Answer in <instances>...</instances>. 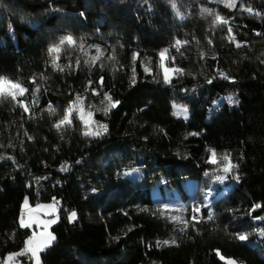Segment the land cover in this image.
<instances>
[{
	"label": "trees",
	"instance_id": "trees-1",
	"mask_svg": "<svg viewBox=\"0 0 264 264\" xmlns=\"http://www.w3.org/2000/svg\"><path fill=\"white\" fill-rule=\"evenodd\" d=\"M243 1L252 13L236 19L234 40L175 46L171 22L190 0H0V77L26 88L16 100L0 97L2 258L31 233L20 226L27 199L60 204L40 264H228L221 255L264 264V0ZM57 10L99 34L88 41L99 59L66 54L53 66L39 32ZM105 94L119 103L108 107ZM77 97L106 131L85 138L74 115L56 127ZM176 103L188 117L174 114ZM229 161L233 184L213 211L194 218L189 206L183 221L160 213L153 186L208 180Z\"/></svg>",
	"mask_w": 264,
	"mask_h": 264
},
{
	"label": "rangeland",
	"instance_id": "rangeland-1",
	"mask_svg": "<svg viewBox=\"0 0 264 264\" xmlns=\"http://www.w3.org/2000/svg\"><path fill=\"white\" fill-rule=\"evenodd\" d=\"M246 5L243 0H235V7L227 6L226 0H190V6L188 9H183L181 12L177 14V20H172L171 22V35L170 38L173 41L175 40L174 45H177V41H180V45L184 44L185 40H193L196 38L207 39L210 42H225L230 39L231 32L228 31L229 28L236 27L238 21L236 20L238 17L244 14H249ZM56 19L55 22L51 26H44L41 28L39 34L46 41V55L50 60H53L54 56H58V60L63 58L66 54H82L83 56H88L89 60H92L91 57H94L93 48H96L95 45L89 43L88 41H100V36L96 31L89 30L87 27H82L81 30H76L70 23L64 11L57 10L56 11ZM219 16L226 20L228 23L223 24H214L215 18ZM196 28L197 36L191 37V33L189 30H194ZM67 36H71L73 40L76 42L75 45L68 44L67 42L64 45H61L59 53L49 54V48L53 45H57L60 43L61 39ZM179 37L184 40L179 39ZM83 43L84 47L81 49L79 45ZM111 43V42H109ZM164 51L161 50L160 53ZM165 57V56H164ZM163 57V58H164ZM57 60V61H58ZM168 69V77L171 76L172 70L164 66L163 70ZM4 78V77H3ZM7 79V78H6ZM9 80V79H8ZM14 82V81H13ZM15 83V82H14ZM22 86V85H21ZM23 87V86H22ZM24 88V87H23ZM26 89V88H25ZM26 91L24 92V94ZM23 94V95H24ZM23 95H18L23 96ZM31 95L34 100H37L40 96V90L37 91V88H33L31 90ZM78 98L83 101V104L78 103ZM72 108V115L76 116L80 121L81 133L85 138H90L93 136H98L95 133L99 132L100 134L104 131L100 127L102 123L95 118L94 109L92 103L85 102L84 97L75 98L67 107L62 117L56 122V124L61 121L69 107ZM51 107L48 108L50 110ZM174 113L182 114L185 117L189 116L190 109L186 106L176 103L174 104ZM181 109H186V115L181 112ZM54 113V110H51ZM91 112V116L88 113ZM175 114V115H178ZM81 115L84 117L82 120ZM70 117V119H71ZM87 121V125L85 123ZM68 123L61 125V127L66 126ZM89 133V134H86ZM99 134V135H100ZM3 158L0 156V160ZM224 169V167H223ZM220 170L218 173L212 175L210 179H197L196 177H186L181 180L178 186L173 188H167L165 185L159 186L155 185L151 188V197L152 199L158 203L162 204V208L160 209V213L166 216L169 219L174 220H184V214L188 210L189 206L193 209V206L197 204V208L199 211L202 207L213 211V203L215 199L225 194L228 189L233 184V179L229 177L230 172H224V170ZM224 176L223 180H217V176ZM27 200V199H25ZM25 200L22 203V214L20 217L23 218L24 223L29 225L28 227L22 228L30 229L31 233L25 240V242L29 239V237H33L35 241H42L47 239L48 235L52 232V226L56 224L60 219V204H56V202H40L37 204H30L27 200V204H25ZM74 212L73 210L67 211L68 217L70 214ZM76 217V216H75ZM73 220V219H71ZM242 234L241 232H236L234 235ZM54 240L51 241V243ZM50 243V244H51ZM43 248L45 250L48 246ZM25 248V243L24 247ZM22 249V250H23ZM21 250V251H22ZM42 250V251H43ZM20 251V252H21ZM39 252V258L40 253ZM10 253H18V252H10ZM8 253V254H10ZM6 254L3 257V261L8 256ZM29 261L35 264L34 258L31 257V253H26L24 255ZM223 260H225L228 264L229 261H234L231 258L220 256ZM235 264H240L234 261ZM11 264H21L20 260L15 258Z\"/></svg>",
	"mask_w": 264,
	"mask_h": 264
},
{
	"label": "snow or ice",
	"instance_id": "snow-or-ice-1",
	"mask_svg": "<svg viewBox=\"0 0 264 264\" xmlns=\"http://www.w3.org/2000/svg\"><path fill=\"white\" fill-rule=\"evenodd\" d=\"M226 3H227V6H229V7H235V0H226ZM245 10L248 11L249 13H252V9H250V8L245 9ZM213 23L214 24H219V23L227 24L228 22L226 20H224L222 17L217 16ZM228 31L231 32V28H229ZM230 39L234 40V37H230ZM66 42L68 44H72V45H75V43H76L71 36L64 37L61 39L59 44L53 45L52 47L49 48V54L51 55L53 53H59L61 45H64ZM180 43H181L180 41H177V45H180ZM236 46L240 47V44L237 43ZM79 47L81 49H83V47H84L83 43H81L79 45ZM97 53H98L97 56H94L91 58L92 61L99 59V53H100L99 48H97ZM160 56L163 59V57L165 56V52L160 53ZM58 58H59L58 56H54L53 60H52L53 66L57 67V68L60 67L57 64ZM133 59H135V57H133ZM76 63L79 64V60H77ZM60 70L62 71L63 69L61 68ZM168 71H169L168 69H165V82H168V79H169ZM176 71H179V70H176ZM133 75H135V73H133ZM209 83H211V81H209ZM38 90L39 89L37 88V91ZM25 91H26V89L23 88L20 83H18V82L14 83L11 80L0 77V97L10 96L12 100H16L17 96L23 95ZM104 99L108 102V107H115L119 103V101H112V98L110 96H108L107 94H105ZM232 102H233L232 98H229V103H232ZM78 103L83 104V101L78 98ZM21 106L24 107L25 111H28V108L26 105H21ZM108 107H106L104 109L105 112H107ZM180 111L183 112L185 115L187 113L186 109H181ZM71 113H72V108L70 106L69 109L67 110L64 118L61 121H59V123L56 125V127L59 128L61 125H64L66 123L70 124L71 123V119H70ZM174 114H178V113H174ZM88 115L91 116V112H89ZM80 118L82 120L84 119V117L82 115ZM85 123L87 125V121H85ZM100 127L102 129H104V131L107 130L106 125H100ZM86 134H89V133L86 132ZM95 134L99 135L100 133L97 132ZM212 156H213V158L216 156V153L214 151L212 152ZM224 159L227 160L228 159L227 156H225ZM210 162L211 163H217V161L215 159H212ZM234 167H235V165H232L231 162L229 161L224 166L223 170H224V172H230L232 170V168H234ZM224 178H225L224 176H219V175L216 177L217 180H223ZM25 204H27V200H25ZM259 207H261V205H255V208H259ZM196 211H199V209L197 208ZM75 216H76V213L72 212L69 216V219L70 220L75 219ZM20 223H21L22 227H28L29 226V225L24 223L23 218H21ZM260 234L264 235V229L261 230ZM237 238L242 240V241L246 240L247 234H239ZM54 239H55V237L52 236L51 234L48 235L47 239L42 240V241H35L33 239V237H29V239L25 242V248L21 252L8 254V256L5 258L4 261H0V264H11V262L14 261L16 257L21 256V255H25L26 253H31L30 258H34L35 264H40L39 252L42 251L43 248L46 247L48 244H50L51 241ZM157 243L159 245L161 242H157ZM162 243L163 244H169V243H175V241L174 240L163 241ZM229 264H235V262L229 261Z\"/></svg>",
	"mask_w": 264,
	"mask_h": 264
},
{
	"label": "built area",
	"instance_id": "built-area-1",
	"mask_svg": "<svg viewBox=\"0 0 264 264\" xmlns=\"http://www.w3.org/2000/svg\"><path fill=\"white\" fill-rule=\"evenodd\" d=\"M197 207H198L197 204L193 206V217L194 218H200L198 211H196Z\"/></svg>",
	"mask_w": 264,
	"mask_h": 264
},
{
	"label": "crops",
	"instance_id": "crops-1",
	"mask_svg": "<svg viewBox=\"0 0 264 264\" xmlns=\"http://www.w3.org/2000/svg\"><path fill=\"white\" fill-rule=\"evenodd\" d=\"M0 261H3V258L0 256Z\"/></svg>",
	"mask_w": 264,
	"mask_h": 264
}]
</instances>
